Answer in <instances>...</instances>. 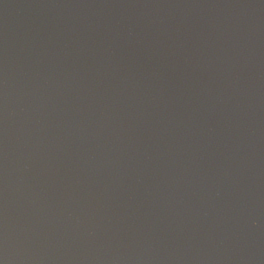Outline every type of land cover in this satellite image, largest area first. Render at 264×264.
Wrapping results in <instances>:
<instances>
[{"label":"water","instance_id":"95a60500","mask_svg":"<svg viewBox=\"0 0 264 264\" xmlns=\"http://www.w3.org/2000/svg\"><path fill=\"white\" fill-rule=\"evenodd\" d=\"M0 264H264V0H0Z\"/></svg>","mask_w":264,"mask_h":264}]
</instances>
